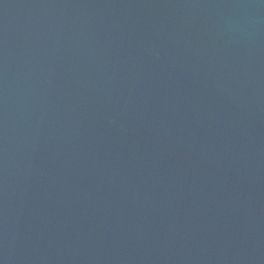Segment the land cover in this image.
Returning a JSON list of instances; mask_svg holds the SVG:
<instances>
[{
    "label": "water",
    "instance_id": "1",
    "mask_svg": "<svg viewBox=\"0 0 264 264\" xmlns=\"http://www.w3.org/2000/svg\"><path fill=\"white\" fill-rule=\"evenodd\" d=\"M0 264H264V0H0Z\"/></svg>",
    "mask_w": 264,
    "mask_h": 264
}]
</instances>
